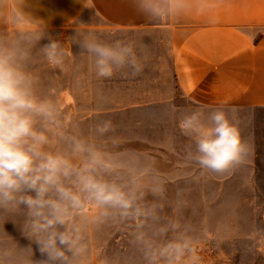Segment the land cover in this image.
I'll use <instances>...</instances> for the list:
<instances>
[{
  "label": "clouds",
  "instance_id": "1",
  "mask_svg": "<svg viewBox=\"0 0 264 264\" xmlns=\"http://www.w3.org/2000/svg\"><path fill=\"white\" fill-rule=\"evenodd\" d=\"M132 3L147 20L164 24L183 0ZM0 16L17 27L13 35L0 34V219L22 221L19 230L30 241L21 247L9 234L0 238V264H89L87 230L128 221L135 222L130 242L143 264H203L190 226L162 217L163 205L144 202L143 168H132L126 178L117 154L76 132L74 117L62 102L42 90L31 68L34 53L50 69L63 72L69 56L65 41L22 7L0 6ZM80 25L86 24L79 23L70 40L91 58L97 79L117 73L135 78L144 72L146 46L133 40L109 42ZM178 128L191 142L186 159L202 174L233 172L247 158L248 142L225 105L191 108L179 118ZM115 129L111 119L93 126L99 138ZM109 139L117 146L114 137ZM147 186L163 195L157 179ZM32 244L41 259L33 258Z\"/></svg>",
  "mask_w": 264,
  "mask_h": 264
},
{
  "label": "crops",
  "instance_id": "2",
  "mask_svg": "<svg viewBox=\"0 0 264 264\" xmlns=\"http://www.w3.org/2000/svg\"><path fill=\"white\" fill-rule=\"evenodd\" d=\"M3 5L22 7L43 19L48 32L72 34L83 23L82 30L103 40H133L146 46L141 75L117 73L99 80L91 58L81 55L74 44L77 109H90V114L93 109H160L162 115V109L168 114L174 109L225 105L264 113V0H183L164 24L147 20L132 0H0ZM16 31L0 16V32ZM258 141L253 136L249 141L244 162L249 173L239 176L249 178L250 189L241 192H264L257 189L264 184L254 182L257 171L264 169V143ZM21 223L0 219V238L9 234L19 246H29L16 228ZM32 247L33 258L41 259Z\"/></svg>",
  "mask_w": 264,
  "mask_h": 264
},
{
  "label": "rangeland",
  "instance_id": "3",
  "mask_svg": "<svg viewBox=\"0 0 264 264\" xmlns=\"http://www.w3.org/2000/svg\"><path fill=\"white\" fill-rule=\"evenodd\" d=\"M49 34L65 41L69 51L65 70L50 69L36 53L31 68L39 74L42 90L51 91L74 117L75 131L116 153L125 164L121 174L126 178H130L127 174L132 168H143L144 202L163 205L162 217H175L190 226L203 264H264V192L240 191L250 189L249 178L239 176H248L249 167L244 163L224 175L198 171L186 159L191 142L178 128L179 118L190 109H174L168 114L162 109V115L160 109H93L92 114L90 109H77V50L70 40L75 33ZM232 114L248 145L252 136L264 143V113L232 109ZM105 119H111L116 129L103 138L96 137L93 126ZM110 137L117 140V146ZM153 178L163 185L162 196L154 195L147 186ZM257 181L264 184V169L255 174V184ZM135 230L133 221L90 227L89 264H143L130 242Z\"/></svg>",
  "mask_w": 264,
  "mask_h": 264
}]
</instances>
